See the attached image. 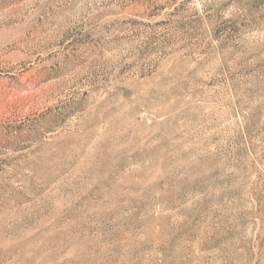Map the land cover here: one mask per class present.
<instances>
[{
  "label": "rangeland",
  "instance_id": "rangeland-1",
  "mask_svg": "<svg viewBox=\"0 0 264 264\" xmlns=\"http://www.w3.org/2000/svg\"><path fill=\"white\" fill-rule=\"evenodd\" d=\"M0 264H264V0H0Z\"/></svg>",
  "mask_w": 264,
  "mask_h": 264
}]
</instances>
